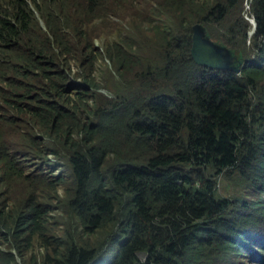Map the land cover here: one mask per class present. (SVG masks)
<instances>
[{"label":"trees","instance_id":"16d2710c","mask_svg":"<svg viewBox=\"0 0 264 264\" xmlns=\"http://www.w3.org/2000/svg\"><path fill=\"white\" fill-rule=\"evenodd\" d=\"M123 1L175 23L96 47L89 23ZM244 1L0 0V264H264V0L248 45ZM194 25L238 74L196 65ZM221 178L258 198L218 196Z\"/></svg>","mask_w":264,"mask_h":264},{"label":"rangeland","instance_id":"374dc122","mask_svg":"<svg viewBox=\"0 0 264 264\" xmlns=\"http://www.w3.org/2000/svg\"><path fill=\"white\" fill-rule=\"evenodd\" d=\"M28 3L30 0H26ZM160 2V0H158ZM250 0H245L244 5H243V14L244 17L248 20V23L250 26H253L252 20L247 18V10H248V3ZM30 7L33 9V7L30 5ZM145 8L143 5L139 9ZM156 9L155 7H153ZM152 10H149L150 17L147 16L146 13L132 8V3L130 1H123L120 3L118 6H116L113 10V14L108 15L107 19L105 21L98 19L95 22L89 23V28L92 30H96L98 37L95 38L94 40V45L98 48H100V43L99 41L103 38L106 37L108 32H112V34L115 36L118 33H131V34H136L138 32H142V36L138 37L141 41H148V39L151 41L155 37V31L162 32V29H165V27H169L170 25H174L175 23V17L174 16H168L167 17V23L166 26L164 25L166 19L164 16H157L151 12ZM34 13L37 15V13L34 11ZM42 26V25H41ZM154 30V32H153ZM252 34V28L248 31L247 33V39H246V44L248 45L250 42V37ZM139 36V33L137 34ZM132 39L130 41L132 42ZM139 42V43H140ZM137 50V49H136ZM71 74L76 73V68L75 66H71ZM96 77L97 83L102 87L101 90L97 91L98 93L104 95L106 98L113 99L114 96L112 93L109 92V90H113L115 87L114 81L118 80L120 78L119 74L114 72L110 66V64L107 65V60H99L97 64L95 65V71L93 73ZM72 83H79L78 80H75V82ZM81 83V82H80ZM125 86L130 87L129 84H124ZM130 94L136 93L137 90L131 91L130 89ZM89 103H92L90 101ZM39 139L42 141L44 139V144L49 145V142L47 141L46 138L44 137H39ZM54 141L51 143L50 147L54 146L53 145ZM48 161H45L43 164V168L47 171H51L52 176L59 175V173H62L63 170L62 168H58L55 166L56 161L58 160V157L56 155H48L47 158ZM36 163V162H35ZM32 166H29L28 169H30ZM55 168V169H54ZM9 180V178L7 179ZM6 180V181H7ZM63 186L59 185L58 187V195L60 198L63 197ZM217 194L218 196L226 199H232V198H237L241 197L244 200L248 201H254L258 198V196L255 194L253 189L250 186L246 185H241V184H232L228 183L227 181L221 179H218L217 182ZM50 216H62V212L59 209L53 208L50 212ZM61 219L59 220V225L65 227V224L69 220H67L64 216L60 217ZM2 249H4L2 247ZM40 251V250H39ZM143 257V254H138V258L141 259ZM243 260L241 262H244L245 264H253V259L248 258L246 255L242 256ZM238 262V260H236ZM240 262V263H241Z\"/></svg>","mask_w":264,"mask_h":264},{"label":"water","instance_id":"95a60500","mask_svg":"<svg viewBox=\"0 0 264 264\" xmlns=\"http://www.w3.org/2000/svg\"><path fill=\"white\" fill-rule=\"evenodd\" d=\"M191 57L196 65L210 70H231L239 72L241 59L224 46L210 40L203 27L194 25L192 27Z\"/></svg>","mask_w":264,"mask_h":264},{"label":"clouds","instance_id":"9594fccd","mask_svg":"<svg viewBox=\"0 0 264 264\" xmlns=\"http://www.w3.org/2000/svg\"><path fill=\"white\" fill-rule=\"evenodd\" d=\"M243 14H245V13H243ZM242 14V15H243ZM247 16V15H246ZM243 17H244V15H243ZM245 19H246V17H244ZM248 18V17H247ZM248 19H250V18H248ZM251 20V19H250ZM252 22H253V26H252V33L254 32V30H255V23H254V21L252 20ZM252 35V34H251ZM238 60L240 59V58H237ZM242 62H243V59H241V63H240V66H241V64H242ZM240 66H239V72H240ZM238 72V73H239ZM238 73H236V74H238ZM253 264H254V262H253Z\"/></svg>","mask_w":264,"mask_h":264}]
</instances>
